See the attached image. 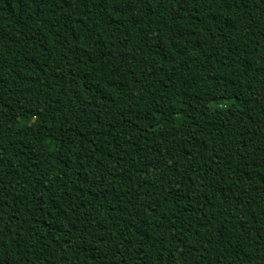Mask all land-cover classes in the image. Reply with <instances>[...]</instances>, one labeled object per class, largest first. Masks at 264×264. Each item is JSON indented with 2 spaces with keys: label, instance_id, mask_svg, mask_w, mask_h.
Wrapping results in <instances>:
<instances>
[{
  "label": "trees",
  "instance_id": "16d2710c",
  "mask_svg": "<svg viewBox=\"0 0 264 264\" xmlns=\"http://www.w3.org/2000/svg\"><path fill=\"white\" fill-rule=\"evenodd\" d=\"M0 264H264V0H0Z\"/></svg>",
  "mask_w": 264,
  "mask_h": 264
}]
</instances>
